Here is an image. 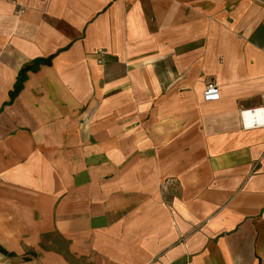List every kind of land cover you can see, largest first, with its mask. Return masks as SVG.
Wrapping results in <instances>:
<instances>
[{"label": "crops", "instance_id": "crops-1", "mask_svg": "<svg viewBox=\"0 0 264 264\" xmlns=\"http://www.w3.org/2000/svg\"><path fill=\"white\" fill-rule=\"evenodd\" d=\"M261 106L264 0H0V264H264Z\"/></svg>", "mask_w": 264, "mask_h": 264}, {"label": "clouds", "instance_id": "clouds-1", "mask_svg": "<svg viewBox=\"0 0 264 264\" xmlns=\"http://www.w3.org/2000/svg\"><path fill=\"white\" fill-rule=\"evenodd\" d=\"M250 114L252 118L244 119L243 127L253 128L257 126H264V106L245 110V116H249Z\"/></svg>", "mask_w": 264, "mask_h": 264}, {"label": "built area", "instance_id": "built-area-1", "mask_svg": "<svg viewBox=\"0 0 264 264\" xmlns=\"http://www.w3.org/2000/svg\"><path fill=\"white\" fill-rule=\"evenodd\" d=\"M24 11H25L24 8H20L17 10V14H22ZM218 98H219L218 88L214 84H209V86L207 87V90L205 92V99L206 100H214V99H218ZM243 115H244V118L247 117V116H245V111L243 112ZM249 116L252 118L251 114ZM175 183H176V179L173 176H169L165 179V184L174 185Z\"/></svg>", "mask_w": 264, "mask_h": 264}, {"label": "trees", "instance_id": "trees-1", "mask_svg": "<svg viewBox=\"0 0 264 264\" xmlns=\"http://www.w3.org/2000/svg\"><path fill=\"white\" fill-rule=\"evenodd\" d=\"M26 70H27V68L25 67V68L22 69V71H21V73H20V77H19V79H18V82H17V84H16V87H15V90H14V93H13L14 96L17 95V93L21 90V88H22V86H23V83H24L25 78H26V76H25V72H26Z\"/></svg>", "mask_w": 264, "mask_h": 264}]
</instances>
